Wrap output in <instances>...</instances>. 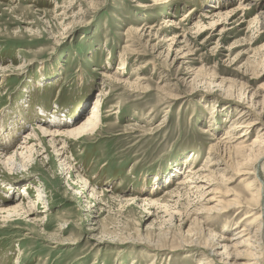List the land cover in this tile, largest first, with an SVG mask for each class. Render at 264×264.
<instances>
[{
  "label": "rangeland",
  "instance_id": "obj_1",
  "mask_svg": "<svg viewBox=\"0 0 264 264\" xmlns=\"http://www.w3.org/2000/svg\"><path fill=\"white\" fill-rule=\"evenodd\" d=\"M98 99L100 130L42 134ZM256 138L264 0H0V210L32 208L0 212V264H264L229 241L247 210L221 212L264 198Z\"/></svg>",
  "mask_w": 264,
  "mask_h": 264
},
{
  "label": "bare ground",
  "instance_id": "obj_2",
  "mask_svg": "<svg viewBox=\"0 0 264 264\" xmlns=\"http://www.w3.org/2000/svg\"><path fill=\"white\" fill-rule=\"evenodd\" d=\"M240 1L242 3H246L250 0H240ZM210 17H212V15H210ZM100 106H101V101L98 99V100H96L94 106L92 107L90 116L81 125L74 126V124H75V122H74V123L70 124V126L66 127V129H64V130L57 129V127H54L53 131H51V132H48L47 130L45 131V129H40V130L42 131V134L45 135V137H49V136L66 137V138H70L71 140L72 139L78 140L82 137L92 135L96 130H100L99 129V126H100V114H99ZM250 125H252V124L251 123L246 124V122L242 121V122L234 124L231 131H234L235 129L237 130L240 128L241 129H248V127ZM203 133H204V130H203ZM58 134H62V136H59ZM245 136H246V132L241 134V136H239L237 139H241ZM28 140H31V139L28 138L26 142H22V144L20 145L21 151L19 149V151H20V152H18L19 154L18 153L16 154V156L18 155L22 158L23 162H25L26 160L29 161L32 157V153L34 152V148L28 146L29 145ZM238 145H237L238 148L240 147L239 149H242V148L243 149H245V148L246 149H254L255 147L260 149V147H258V146H261L262 148H264V145L259 144L258 138H256L250 145H244V142H239ZM66 147L67 146H64L61 149L64 150V148H66ZM23 151H25L28 154L25 155V153H23ZM13 159H14V155L8 157L6 159V161L9 162V161H12ZM263 160H264V150L261 153L260 158L257 159V162L254 165L255 167L249 171H245L244 175L255 176L256 178H258L257 177L258 171L256 169V165H257V163L261 162L262 163L261 168L264 170V162H262ZM189 180L190 179H188V182H189ZM85 185H86V183H85ZM209 186H211V185L209 184ZM151 188L153 189V191H155L157 189V188L154 189L155 185L152 186ZM203 189H205V188H203ZM207 190H208V188L202 192L203 197L204 196L209 197L208 195L213 193L210 190L209 191H207ZM26 191H27V188H25L24 191L22 190V192L20 194H22V195L25 194V196H26V194H27ZM153 191L151 193H153ZM260 191H259V188L257 191H255V193L253 191L251 194V200L250 201H244V203L239 202L237 196L235 198L227 201V203H226L227 205L226 204L224 205L222 203V199H216L217 201L214 203V201H215L214 199L216 198L215 196H213L207 200V203L209 202V203L215 204V206H213L211 209L208 208L209 212H212V211L215 212V210L217 209L216 207L220 206L221 204H223V206H221L222 207L221 210L222 209L224 210V211H221L222 213H229L230 211L236 209L237 210L236 214H240L241 209L247 210L244 213V216L241 218V221L239 222V227H240L239 230L235 231V232H237L235 234V236L230 237V239H229V241L234 242L233 245H237V247H248V248L252 249L253 246H258V248L260 250L264 249V198L261 195V193L259 195L257 194ZM258 197H260V198L258 199ZM37 199H38L37 201H40L39 197ZM150 199L151 200H148V202H150L152 204L155 203L154 199H152V198H150ZM256 199L258 202L256 201ZM131 200H134V199H131ZM9 203H13V204L10 207L1 209L0 212L2 214H7V216H12V215L20 216L21 214L31 215V213H32V210H31L32 208L30 207V204L29 205L23 204L22 201L18 203V202H15L14 200H11ZM238 240H241V241L238 242ZM212 255L216 256L217 254L212 253ZM252 255L253 256L251 257V259L247 260V262H245L244 264H259L258 263L259 256H257L256 253H254ZM263 255H264V253H263Z\"/></svg>",
  "mask_w": 264,
  "mask_h": 264
}]
</instances>
